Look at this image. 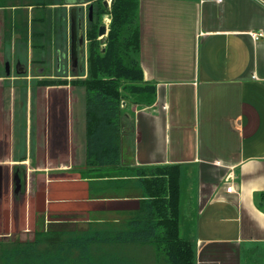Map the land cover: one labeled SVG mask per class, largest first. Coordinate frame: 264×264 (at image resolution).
I'll use <instances>...</instances> for the list:
<instances>
[{
  "label": "crops",
  "instance_id": "obj_1",
  "mask_svg": "<svg viewBox=\"0 0 264 264\" xmlns=\"http://www.w3.org/2000/svg\"><path fill=\"white\" fill-rule=\"evenodd\" d=\"M139 25L140 63L156 102L126 109L122 168L180 166L181 235L194 242L197 264H264V37L250 35L264 34V0H140ZM27 54L19 60L26 71L0 74L1 97L6 87H27L22 151L0 102V145L8 149L0 169L12 165L19 177L24 167V212L64 224L136 210V194L118 188L106 196L108 179L84 178L85 128L79 143L71 96L58 119L56 108L32 98L68 87H32L57 71L52 55L48 66L38 55L32 72L30 47ZM231 185L236 193L227 192Z\"/></svg>",
  "mask_w": 264,
  "mask_h": 264
},
{
  "label": "trees",
  "instance_id": "obj_2",
  "mask_svg": "<svg viewBox=\"0 0 264 264\" xmlns=\"http://www.w3.org/2000/svg\"><path fill=\"white\" fill-rule=\"evenodd\" d=\"M104 1L0 0L2 49L8 59L13 37L18 35L15 49L23 62L30 47L35 55L43 56L42 65L48 66L53 44L55 52L68 44L73 7L67 6L75 4L81 9V18L87 7L85 70L71 81L35 80L32 87L71 85L84 90L83 176L90 185L96 179H108L106 196L120 189L122 195L136 194L139 206L115 220L91 221L85 230L63 225L36 231L32 240H0V264H197L194 242L181 235L180 166L122 168L125 111L129 106H153L156 88L145 81L140 63V0H115L112 8L105 7ZM105 15L111 24L107 38L101 39L99 28ZM20 88L21 110L15 113L14 129L15 148L22 151L26 145V84ZM20 168L21 179L24 167ZM20 181L14 187L15 199L18 193L25 194L24 181ZM261 198L264 201V193Z\"/></svg>",
  "mask_w": 264,
  "mask_h": 264
},
{
  "label": "rangeland",
  "instance_id": "obj_3",
  "mask_svg": "<svg viewBox=\"0 0 264 264\" xmlns=\"http://www.w3.org/2000/svg\"><path fill=\"white\" fill-rule=\"evenodd\" d=\"M108 2V4H110L111 0H105ZM85 11L83 12V22L84 24L87 23V7H84ZM110 8V7H108ZM108 16V15H106ZM108 19L110 20V22L108 21V25L110 26L111 24V18L110 16H108ZM103 22H104V18H103ZM4 14L2 13V11H0V72L1 69L3 67V49H2V37L4 34ZM109 29V27H108ZM109 31V30H108ZM14 40H13V44L16 45L17 39H18V35H14ZM20 38V36H19ZM107 37H103L101 39H105ZM54 46H56L55 44H53V48H52V69L54 67L55 69V63H56V54L54 53L55 48ZM86 46H87V41H86ZM57 47V46H56ZM87 50V48H86ZM39 58L37 57V55H35V52L33 53V58H32V65L30 64V69L32 68V72L35 69L34 66L36 64H38ZM39 65V64H38ZM13 67V64L11 65ZM29 66V65H28ZM11 67V68H12ZM87 67V63H85V68ZM84 68V70H85ZM13 69V68H12ZM12 72H14L12 70ZM70 74H68V78H71V76H69ZM68 81H71L70 79ZM33 82V81H32ZM10 86H13L11 83H8ZM10 88V87H9ZM7 89L6 87V92L4 94V96L1 97L0 95V102L5 103L6 105V114H7V123L8 124H12L14 123L15 126V111L16 109L20 108V93H16L15 89ZM47 92V91H46ZM66 93V95L69 98V95L71 96L70 98L72 99L71 102L73 104L74 107V128L75 131L78 135V142L81 143V139L83 137V130L85 128V122H84V90L80 89V88H74L72 86H69L68 89H66V91H64ZM44 93V92H43ZM47 94H41L40 100L38 99V97L33 96V101L36 102V104L38 105V103L40 101H44V98L47 99ZM66 99V97H65ZM68 100H65L64 105H67ZM35 114V113H34ZM36 116V114H35ZM10 126V125H9ZM16 141V139H14V142ZM15 144V143H14ZM7 145V144H5ZM1 148H4L2 153L0 151V159L5 157V153L6 150L8 151V149H6L3 144L0 145V150ZM13 153H14V149L12 148ZM80 157V156H79ZM10 159V155L7 156L5 159ZM33 159V158H31ZM81 159V158H79ZM1 171H3V173H0V187H1V200H0V240H15L20 239L22 241H27V240H32L34 238V234L36 231H41L44 230L45 228L48 227H53V228H59L60 226H67L70 229H76V230H85L88 227V222H86L87 219L85 218H75L73 216H70L69 218L67 217L66 222L63 223H57L56 219L52 220L51 223H47L45 220V217L43 218L42 216L39 217L38 215H27V213L24 212L23 208H24V203H25V194L23 195H19L18 193V200L15 199V195L13 194V188L15 187V177L17 176L15 174V172H13L12 170V165L7 166V165H3L1 166ZM22 173V172H19ZM10 184V185H9ZM12 201V202H11ZM16 203V204H15ZM16 211H19V213L17 214ZM35 216V217H34ZM34 218V219H33ZM77 219V220H76ZM85 219V220H84ZM94 220V219H93ZM65 221V220H64ZM95 221V220H94Z\"/></svg>",
  "mask_w": 264,
  "mask_h": 264
},
{
  "label": "flooded vegetation",
  "instance_id": "obj_4",
  "mask_svg": "<svg viewBox=\"0 0 264 264\" xmlns=\"http://www.w3.org/2000/svg\"><path fill=\"white\" fill-rule=\"evenodd\" d=\"M71 16V14H70ZM69 16V17H70ZM78 19H82L83 20V16L81 18V12L78 13ZM86 23L84 24L83 22V26H84V55H81V49L79 48L78 50V55L76 56L75 60L72 59V53H71V49H72V43H71V31H70V26H71V19L69 18V40H68V44L65 47V49H61V50H56V52L54 51V53L56 54V63H55V69H56V74H57V78H61L64 80H72L75 78V76H77L78 74L82 73L84 71L85 68V63H86ZM20 52H22L20 50ZM51 55H52V50H51ZM4 57V54H3ZM10 58V56H9ZM5 59L3 60V71L4 73H8L10 71H14V73L19 74L21 72H23L24 70L26 71L27 66L22 64L20 60V56L16 54V59L14 60H10V59ZM13 64V67L11 66ZM13 69H12V68ZM68 74H70L69 76L72 77L68 78ZM62 75V76H61ZM71 85H62V86H50L49 88H59V87H69ZM37 88H42V87H37ZM43 88H48V87H43ZM44 94V93H41ZM40 93L36 95V97H38V99L40 100ZM47 99L44 98V101H40L39 103H41L43 106L49 104L52 105L53 108H56L57 111H55V118H61L60 113L62 115V106H64L65 100L67 99V95L64 91L62 90H58V91H51V92H47ZM66 97V99H65ZM58 114H57V113ZM0 173H3V171H1L0 169ZM15 184L20 183V178L19 177H15ZM1 186V185H0ZM20 187V186H19ZM1 188V187H0ZM1 190V189H0ZM13 192H14V188H13ZM18 200V199H17Z\"/></svg>",
  "mask_w": 264,
  "mask_h": 264
},
{
  "label": "water",
  "instance_id": "obj_5",
  "mask_svg": "<svg viewBox=\"0 0 264 264\" xmlns=\"http://www.w3.org/2000/svg\"><path fill=\"white\" fill-rule=\"evenodd\" d=\"M115 0H111L110 4H108L107 1H104V6L105 7H113ZM75 4L68 5V7H73L71 10V26H70V31H71V43H72V59L75 60L76 56L78 55V49H81V55L83 56L84 53V26H83V20L78 19V13L81 11V9H78L77 7L74 6ZM90 18L92 17V8L90 10ZM106 15L103 17L106 19ZM108 36V26L106 24V21L104 20L103 25L100 26L99 28V37H107ZM107 42V39H106ZM105 51V46H103V52Z\"/></svg>",
  "mask_w": 264,
  "mask_h": 264
},
{
  "label": "built area",
  "instance_id": "obj_6",
  "mask_svg": "<svg viewBox=\"0 0 264 264\" xmlns=\"http://www.w3.org/2000/svg\"><path fill=\"white\" fill-rule=\"evenodd\" d=\"M105 21H106V24H107V26L109 27V25H108V21L110 22V20L108 19V16L106 17V19H104ZM250 35H251V38L253 39V41L254 42H256V41H258V40H260L261 38H263L264 37V34L263 33H258V32H253V33H250ZM227 192L228 193H236V191H235V188H234V186L233 185H231V186H229L228 188H227Z\"/></svg>",
  "mask_w": 264,
  "mask_h": 264
}]
</instances>
